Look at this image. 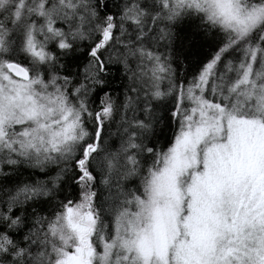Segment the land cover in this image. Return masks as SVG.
<instances>
[{
  "label": "snow or ice",
  "instance_id": "6c2138e0",
  "mask_svg": "<svg viewBox=\"0 0 264 264\" xmlns=\"http://www.w3.org/2000/svg\"><path fill=\"white\" fill-rule=\"evenodd\" d=\"M0 264H264V0H0Z\"/></svg>",
  "mask_w": 264,
  "mask_h": 264
},
{
  "label": "trees",
  "instance_id": "16d2710c",
  "mask_svg": "<svg viewBox=\"0 0 264 264\" xmlns=\"http://www.w3.org/2000/svg\"><path fill=\"white\" fill-rule=\"evenodd\" d=\"M211 38H209L210 40ZM205 43V51H209L210 49L207 48V42H204Z\"/></svg>",
  "mask_w": 264,
  "mask_h": 264
}]
</instances>
